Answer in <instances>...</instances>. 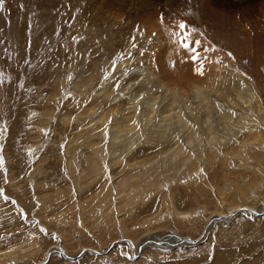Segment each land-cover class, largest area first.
<instances>
[{
    "label": "rangeland",
    "instance_id": "1",
    "mask_svg": "<svg viewBox=\"0 0 264 264\" xmlns=\"http://www.w3.org/2000/svg\"><path fill=\"white\" fill-rule=\"evenodd\" d=\"M169 1L0 0V264H264V0H214L215 8L206 0ZM108 11L124 19L114 37ZM149 20L163 26H151L144 48L153 38H174L184 23L188 40L201 41L214 64L229 60L232 84L222 81L213 97L225 104L223 94L239 84L238 94L245 87L256 93L260 111H243L258 119L254 144L245 141L251 130L242 121L232 126L236 140L207 150L214 115L190 145L177 120L161 128L154 122L141 138L115 145L108 134L95 142L103 154L82 142L104 110L87 111L92 95L112 83L114 64L137 48L136 38L142 42ZM134 58L129 73L141 68H131ZM160 96L157 110L167 101ZM150 129L158 130L154 140L167 142L148 150ZM174 133L187 149L195 145L191 152L207 150L204 160L193 154L184 163L188 155L177 152ZM247 146L250 160L241 161L240 147ZM224 205L239 209L217 215Z\"/></svg>",
    "mask_w": 264,
    "mask_h": 264
},
{
    "label": "bare ground",
    "instance_id": "2",
    "mask_svg": "<svg viewBox=\"0 0 264 264\" xmlns=\"http://www.w3.org/2000/svg\"><path fill=\"white\" fill-rule=\"evenodd\" d=\"M205 2H208V5L211 8L216 7V2L214 0H206ZM169 3H170L169 0H165L166 5H168ZM108 12L110 13L108 14V18H107V21H105V23L107 22L106 26L107 27L109 26L107 29L115 27L114 32H113V37H114L115 34L117 33L116 26L119 25L118 21H120L124 25V22H123L124 19L119 18L118 17L119 14L116 15L112 11H108ZM257 22L258 21H256L255 24ZM151 26H153V28L160 26L161 28L163 26V23L160 22L158 23V25H156L154 21L152 20L148 21V23L146 24V36L142 37V42L138 41L139 38L138 39L136 38L135 41H137L139 44L137 48L134 47L131 49L130 46H126L130 48L129 49L130 51L126 53V55L123 58H119L116 65L114 64V66L116 67V70H115L116 75H115V78L111 76L114 79L112 80V83L110 82L111 80H108L106 82V84L104 85L102 89L103 91H102L101 96L100 94L92 95L91 102L94 97L96 98L92 104V107L89 108L87 111L90 112L92 109L98 108V106H99V108L97 109L98 112L101 109H104V110L102 111V113L100 112L98 116L95 117V119L93 118L92 120L93 122L89 124V127H91V129L88 132H86V135L87 134L88 135L87 137H85V139L82 140V142L84 144L87 142V146L90 147L93 153L103 154L105 153V150L103 149V147L98 146V144H96L95 142H101L103 138L106 139L108 134H110V138L112 139L111 143L115 145L116 143L119 144L120 141L121 143H123V139H125L126 141V140H131V139L133 140L135 138H141L143 134H146L145 126H148L149 128H151L154 122L156 123L153 125L152 128L154 127L161 128L164 126L167 127L169 125V123H165V122H171V120L173 121L177 120V122H180L181 131L184 132L183 134H181V136H184L185 133L187 132V135L185 136L184 139L186 140V144L190 145L191 143L194 142L195 140L194 138H197V139L200 138V135L198 134L199 129L200 131H203L204 125L208 123V121L210 120V117L214 115L215 119L214 118L213 119L215 122L212 120L213 122L210 121L208 124H206L207 134H208V136L205 139L207 141V146H208L207 150L215 148L214 152L215 153L219 152L223 150V147L225 146L227 141L236 140L235 133H233L234 132L233 130L235 127L238 128L237 127L238 123L242 121L243 123L241 124L240 127L246 128V126H248L247 129L251 130L250 134H248V137L246 138L245 141L249 142L250 145L254 144L252 142L253 138L254 137L257 138L260 135L258 129L254 131L252 130V126H254L253 122L256 121L257 118L250 119L249 117L246 116L247 114L243 111L247 109H252L253 111L254 110L260 111L261 103L260 101H258V97L256 96V93L253 92L251 88L245 87L244 89L247 88L246 89L247 93L238 94L239 91L237 89L239 88V85H240L239 84L237 85L238 88L234 86L232 93L230 92L227 95L226 94L227 92L226 93L224 92L225 94H223V96L227 104L221 103L219 105L217 104V99L215 98L216 93L217 92L219 93V91L221 90L220 85L224 84V82L222 81L229 80V83L226 82V84L227 85L232 84L231 77L234 75V71L231 69L229 65L230 64L229 60L224 57L226 59L225 62L227 61V63L221 62L219 66L217 62L215 61L216 63L214 64V61H213L214 59L209 58L207 56L208 50L204 47V44L201 43V41H199V43L197 44L195 43L197 39L193 42L189 41L190 40L189 39L188 49H183L182 47H180L179 43H177V41L174 38H171L169 35L167 36L165 35L166 39L159 38V37L158 38L156 37V39L153 38V42L151 43L149 50H148L147 49L148 47L146 46L147 48H144L143 44H144V41H146L151 36V32L153 31L151 30L152 29ZM142 30L144 29L143 28L137 29L136 30L137 34H135V36L138 37L142 33ZM252 31H253L254 39L258 38L259 36L258 28L253 26ZM162 34L163 33H161V35ZM78 43L79 42L77 40L76 41L77 49L79 48ZM132 46L133 45H131V47ZM193 48L196 49V53L200 57V59L196 61H193L191 59V56L193 55L192 53ZM92 50H94L93 52H97V51L98 53L100 52V49L98 48V46H96L95 48L93 47ZM134 56L136 57V59L134 58ZM131 57H133L137 61L136 64H138V65L130 64L131 68L132 67L133 68L141 67V68L136 69L134 72L129 73L130 69L128 68L130 66L127 67V65L131 63V60H130ZM186 58L191 60V66L189 68H188L189 64ZM220 61L221 60H219L218 62ZM139 62H142L143 65H140ZM107 63H110L109 60L107 61ZM201 65H203L202 75L199 74V72L197 71V69L200 68ZM227 66L228 68H225ZM98 67L99 66H97L96 68ZM241 76L242 75L238 77L243 78ZM140 78H142L141 82H140ZM239 82L240 83L243 82L245 84V80H241V81L239 80ZM241 87L243 86H240V88ZM204 89H208V90H204ZM159 91H161V93H157ZM113 92H115L116 95H113ZM209 92H212L214 94V95L212 94L211 99L208 98L209 96L208 94H210ZM141 95L147 96V101L139 102L142 104H138V103L136 104L135 102H137L138 97ZM160 95H164L165 96L164 100L166 99L167 101L162 106V107L165 106L163 109L157 110L158 106L154 107V104L156 100L161 97ZM238 95H239V98H237ZM241 95H244V96H241ZM102 97L105 99H103ZM144 97H143V100H144ZM194 98L195 99L198 98L197 101L195 102L196 105L193 104V100H195ZM105 103H107L106 107H104ZM203 103H204V106L202 105ZM231 103L233 106L231 105ZM144 104L148 106L147 109L146 107L144 108L143 106ZM192 105H194L193 109L191 108ZM244 105L246 106V108H244L245 107ZM235 106L241 108V110H238L239 113H236V110L234 108ZM187 109L188 111L186 113ZM175 110H177V112L173 113V111ZM190 111H191V115L194 116V119L196 120L195 122H193V124H192V121H194L193 119L192 121L184 120L186 119V117L188 118V116H190L188 115ZM173 115H175L174 116L175 118L173 117ZM261 115L262 114H260L259 116L261 117ZM236 118L239 119V121L237 122L236 125H233L234 122H236ZM240 118H243V119H240ZM79 119L77 120L80 122ZM203 119H205V121ZM213 124H215L214 127H213ZM232 126H234V128ZM84 129H87V128H84ZM219 130H222L223 132L226 131V133L225 132L223 133ZM153 131L154 130L150 131V134L147 140V147H146L147 149L150 147L148 146L149 143L150 145L153 146L155 141L157 140L161 141V139L154 140L155 138H158L159 135L155 136V133L158 131L157 129H155V132ZM253 132H255V134ZM193 133H194V136H192ZM93 138H96V140L98 141H94L95 139L92 140ZM173 138L176 139V141H178V147L176 149L178 148L179 149L177 152L188 155L186 162L184 163H189L191 159L190 156H192L193 154H196V156H198L199 161L202 158L206 157V156L204 157L203 154L207 150H203L202 148L199 151L200 153H193V151L191 152V150L195 145L188 146L189 149H187L186 147H184L185 145L183 144L184 141L182 137H180L177 133L173 134ZM201 141L202 140H200L199 143ZM161 142H164L162 144H165L167 141L164 140ZM119 147H121V145H119L117 149ZM108 148H109V145H108ZM246 149L250 150L248 146L247 148L240 147V150H239L240 155H238V158H240L241 161L243 159L250 160L249 158H247L249 153L246 151ZM120 160L121 159L119 158L117 159L115 158L116 163H118ZM187 183L189 182L187 181ZM221 201L218 203L219 205L225 204ZM225 206L226 205H224L223 207L220 206L222 207L221 209H223V211H219V213H216V214L219 216H226V215L228 216L233 211H236L237 209H239L236 206L226 207V208ZM123 233L124 232L121 231V235Z\"/></svg>",
    "mask_w": 264,
    "mask_h": 264
},
{
    "label": "snow or ice",
    "instance_id": "3",
    "mask_svg": "<svg viewBox=\"0 0 264 264\" xmlns=\"http://www.w3.org/2000/svg\"><path fill=\"white\" fill-rule=\"evenodd\" d=\"M178 28L179 31L175 32L172 34V36L174 37V39L177 41V43H179L180 47H182L183 49H188L189 45H188V39L190 38L187 34L185 33V29H186V25L184 23H179L178 24ZM195 43H199V41H196ZM133 47H135V45H133ZM192 53L193 55L191 56V59L193 61H196L198 59H200V57L197 55L196 53V49L193 48L192 49ZM203 65L200 66V68L197 69V71L199 72V74H203ZM3 161L0 160V165H2ZM0 195H2V193H0Z\"/></svg>",
    "mask_w": 264,
    "mask_h": 264
}]
</instances>
